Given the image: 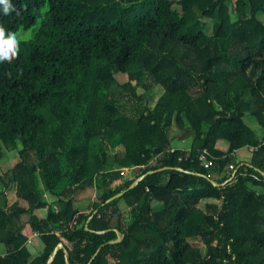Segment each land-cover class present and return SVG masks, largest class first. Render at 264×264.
Listing matches in <instances>:
<instances>
[{"label": "trees", "instance_id": "1", "mask_svg": "<svg viewBox=\"0 0 264 264\" xmlns=\"http://www.w3.org/2000/svg\"><path fill=\"white\" fill-rule=\"evenodd\" d=\"M12 3L0 264H264V0Z\"/></svg>", "mask_w": 264, "mask_h": 264}, {"label": "rangeland", "instance_id": "2", "mask_svg": "<svg viewBox=\"0 0 264 264\" xmlns=\"http://www.w3.org/2000/svg\"><path fill=\"white\" fill-rule=\"evenodd\" d=\"M234 18H236V16H233ZM261 17L264 19V16L261 15ZM247 120L249 121L250 124H253L255 126V121L251 116H247ZM171 135H176L177 139L174 141V144L179 146V147H185V148H189L193 139V134L190 135H185L182 131V129L176 125L175 123L172 125V127H170L169 129ZM220 146L226 147V144L224 141H222L220 143ZM121 147H118L116 150H120ZM247 156L245 158V160H249L250 156H251V152L249 151V149L247 147H243L241 148L238 153H237V157L238 159H241L242 156ZM18 161V153L16 151H9L7 152L0 163V172H4L7 169H9L12 165H14L16 162ZM133 172H136L135 169H130V170H124L123 175L124 177H128L132 174H134ZM97 189L96 188H88L87 190H85L84 192L81 193V198L84 197H91L92 199L97 198V193H96ZM8 195H9V199H11L12 201L15 200L16 198V188L13 187L11 190L8 191ZM119 203L121 204V206L123 208H126V202L124 201V199L120 200ZM157 206H160V202H156ZM45 210H38L37 212L42 215L44 214ZM194 244L198 245L199 247H201L203 250L205 249V245L204 243L197 239L194 241ZM6 249V246L4 244H0V251Z\"/></svg>", "mask_w": 264, "mask_h": 264}, {"label": "clouds", "instance_id": "3", "mask_svg": "<svg viewBox=\"0 0 264 264\" xmlns=\"http://www.w3.org/2000/svg\"><path fill=\"white\" fill-rule=\"evenodd\" d=\"M15 11L12 0H0V14L8 16ZM18 50L19 39L17 34L8 32L0 26V64L11 62L17 56Z\"/></svg>", "mask_w": 264, "mask_h": 264}, {"label": "built area", "instance_id": "4", "mask_svg": "<svg viewBox=\"0 0 264 264\" xmlns=\"http://www.w3.org/2000/svg\"><path fill=\"white\" fill-rule=\"evenodd\" d=\"M247 148H248L250 151L256 149L255 146H248ZM199 158H200V160L202 161V164H203L204 166H211V165L213 164V160L210 159V158L208 157V150H207V149H204V150H203V152L200 154ZM146 167H147L146 164H144V165L141 166V168H146ZM130 169H135V168H134V167H131V168H125V169H123V172H124V170H130Z\"/></svg>", "mask_w": 264, "mask_h": 264}, {"label": "water", "instance_id": "5", "mask_svg": "<svg viewBox=\"0 0 264 264\" xmlns=\"http://www.w3.org/2000/svg\"><path fill=\"white\" fill-rule=\"evenodd\" d=\"M141 178H142V177H141ZM141 178H138L134 183H132L131 186H130V188L134 187V186L139 182V180H140ZM123 193H124V192H120V193L116 194L114 197H119V196H121ZM114 197H113V198H114ZM113 198H110V200L113 199ZM120 240H121V237H118L115 241H120ZM60 247H63V243H62V242H60V243L58 244V246L56 247V249L54 250V253H53V256H52L50 262L53 260L55 254L57 253V250H58ZM50 262H49V263H50ZM49 263H48V264H49Z\"/></svg>", "mask_w": 264, "mask_h": 264}, {"label": "crops", "instance_id": "6", "mask_svg": "<svg viewBox=\"0 0 264 264\" xmlns=\"http://www.w3.org/2000/svg\"><path fill=\"white\" fill-rule=\"evenodd\" d=\"M176 146H177V145H176ZM239 150H240V149H238V150L236 151V155H237V153H238ZM249 151H250V150H249ZM246 157H247L246 155H245V156H242L240 160H245Z\"/></svg>", "mask_w": 264, "mask_h": 264}]
</instances>
